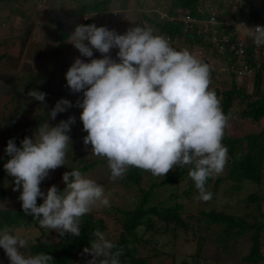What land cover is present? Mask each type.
I'll use <instances>...</instances> for the list:
<instances>
[{
	"label": "trees",
	"instance_id": "16d2710c",
	"mask_svg": "<svg viewBox=\"0 0 264 264\" xmlns=\"http://www.w3.org/2000/svg\"><path fill=\"white\" fill-rule=\"evenodd\" d=\"M17 1L0 0V2L8 3ZM40 1L53 6L56 0ZM165 1H161L150 10H146L143 5L138 7L137 16L129 23L126 22L125 26L129 29L135 26L150 28L154 34L164 36L176 50L186 48L191 53L198 50L193 47L195 41H200L201 51L206 57L201 60L209 64L212 69L210 87L220 98L223 112L229 116V121L235 119L237 122H260V130L236 136L225 132L222 143L228 149V160L217 180L220 186L216 189L217 191L211 192L213 195L209 201L210 206H201L203 201L198 199V190L188 175L192 166L183 168L177 166L164 177H156L150 172L130 167L123 177L115 180L111 178L109 167H105L103 178L108 185L105 186L102 181V186L106 194L110 193L112 197L114 193L111 192V188H115L116 185L131 193L121 205L110 201L109 207H98L82 217L79 237L67 233L60 236L56 231L42 228L31 215H25L22 202L20 206L1 205L0 231L7 228L11 234L27 239L28 247L22 250L25 255L46 253L53 257L51 264H88L93 257L90 253H84L83 250L90 247V240L94 239L92 233L99 229L106 239L113 242L117 248L123 249V254L119 257L121 264H157L158 258L163 256L169 257L173 264L177 258H180L179 264H222L221 255L229 250L231 247L229 245H237L244 241L249 243L247 253L240 257L239 263L235 261H228V263L264 264V252L260 240L262 236L264 237V213L259 205V200L264 199V192L260 193L262 189L264 190V186L262 187L264 185V46L256 48L249 37L242 55L230 53L228 50L229 42H234V34H230L234 28L231 21L242 20L245 23L257 21L264 26V0H255L256 5L251 3L252 0L237 2L228 0L238 6L236 9H232L231 4L224 7L223 0ZM127 2L128 0H74L71 8L54 15L52 19V21L55 20L54 29L46 32L54 35V40H50L55 43L50 49L55 55V62L62 66L65 74L72 65L65 63V41L74 31V27L65 29L64 18H84L82 24L105 26L109 30L116 31L117 26L102 25L100 20L111 16L108 11L113 4L122 11L128 8ZM160 7L165 11L164 15L157 11ZM213 8L216 11L213 12ZM226 18L229 19V23L221 24ZM225 35H230L228 41H225ZM180 36L183 37L182 42L177 41L173 44L175 38ZM3 45L4 43L0 41V82L16 72L18 62V57L10 56L2 50ZM62 47L64 48L61 49ZM99 54L93 49V57L89 60L97 59ZM238 57L239 60H237ZM212 61H214L213 64L210 63ZM220 64L228 68L220 70ZM239 72L242 75H238ZM239 77H242L241 81L237 80ZM37 79L38 75L27 79L22 85V92L16 88L11 91L9 98L11 102L23 93L28 99L17 107L14 115L9 116L6 130L3 134L1 133L3 143L0 151V202L7 198L19 199L22 191L21 186L16 191L12 187V191L8 192L10 190L8 183L14 181L4 168L11 158L5 152L8 140L14 139L16 146L20 147V142L38 126H43L45 123L50 127L56 126L61 120L58 118L61 113L52 119L50 112L61 98L68 99L73 106L76 105L77 100L82 102L83 92L75 93L70 99L72 92L66 86L61 90V96L55 99V103H47V98L51 95L47 91L48 84L43 81L36 83ZM16 83L17 81L15 85ZM33 89L47 93L44 102L28 96V92ZM31 107L42 108L44 113L36 110L30 118V115H26L25 112ZM74 117L76 120L70 126L69 134L78 140L75 143L70 142L65 166L50 171L51 175L60 180L57 188L61 191L66 187L62 180L63 173L77 169L86 176H91L89 172L96 166L107 163L105 158L87 159L85 157L82 137L87 132L83 130L80 117ZM72 149L73 153H70ZM213 178L214 176L206 181L207 190ZM185 179L188 181V186L183 189L182 195L190 199L189 204L192 201H194L193 205L198 203L191 212L190 218L198 224L199 232H203L202 235L200 233L202 242L196 245L194 239L198 231L195 228L190 230L189 221L182 216L186 209L179 201L178 185ZM47 182L51 183L50 186L54 184L50 179H47ZM242 186L245 188L241 189ZM40 188L43 191L42 183ZM216 195L225 199L221 207H216L214 204L218 201ZM42 203L43 198L38 197L37 206ZM109 221L117 225L118 230L116 229L115 236L108 235L106 232L109 230L107 226ZM182 236L184 241L186 240L182 245L189 243V246H183V251L179 249V240L183 238ZM3 250L0 247V264H2ZM102 259V257L95 258V264H100ZM164 262L165 259L162 264H165Z\"/></svg>",
	"mask_w": 264,
	"mask_h": 264
},
{
	"label": "clouds",
	"instance_id": "9594fccd",
	"mask_svg": "<svg viewBox=\"0 0 264 264\" xmlns=\"http://www.w3.org/2000/svg\"><path fill=\"white\" fill-rule=\"evenodd\" d=\"M241 25L238 29L244 28L257 48L264 46L261 22L251 29ZM239 32L234 26L230 34ZM68 39L81 56L91 58L95 49L103 57L87 63L76 58L66 81L72 93L83 92L82 102L77 100L75 105L82 109L80 120L87 132L83 143L91 145L93 155L107 160L111 178L123 177L130 167L164 177L177 166H192L188 175L198 199L210 201L213 194L207 191L206 181L225 168L228 149L222 141L229 127V116L210 87L211 66L186 48L176 50L147 27L117 34L105 26L77 25ZM112 49H118L117 59L110 55ZM46 95L35 89L28 92L40 102ZM71 107V101L61 98L50 117L55 119ZM75 120L70 116L54 127L45 123L33 138L26 136L21 147L9 139L5 152L11 158L4 168L14 178L13 190L22 186L19 200L25 215L60 236L79 237L82 217L98 207H109L110 193L77 169L63 173V191L52 185L45 194L40 188L50 171L65 166L71 142L68 133ZM38 197L43 198L39 206ZM92 237L90 247L83 250L93 257L88 264L101 257L100 264H121L123 249L99 229ZM0 247L10 264H51L53 260L46 253L25 255L22 250L28 240L7 228L0 231Z\"/></svg>",
	"mask_w": 264,
	"mask_h": 264
},
{
	"label": "rangeland",
	"instance_id": "374dc122",
	"mask_svg": "<svg viewBox=\"0 0 264 264\" xmlns=\"http://www.w3.org/2000/svg\"><path fill=\"white\" fill-rule=\"evenodd\" d=\"M163 0H128L127 2V9L122 10L116 6V4H113L110 8L109 15L111 16H106L100 20V23L102 25L108 24L109 26H117L116 33L117 34H124L129 28L125 26L126 22L129 23V21L136 17L137 14V9L140 6H144V8L151 9L154 8L155 5L160 3ZM165 1V0H164ZM236 2L239 0H235ZM166 2V1H165ZM251 3L253 5H256V1L252 0ZM53 6H50V3H46L40 0H18L17 2H0V41L4 43L2 46V50H4L8 55L13 56V57H18V62L16 63V72L13 73L11 76L7 77L4 81L0 82V151L2 148V137L1 135L3 134V131L6 130L7 123L9 116L14 113H16L17 107L22 104L23 101L27 100L26 94H21L14 102L9 101V98L11 96V91L13 88L19 89L22 92V85H24L25 81L27 79H30L31 76L38 75L36 83H39L41 81L47 83V91L48 93H51L50 96H48L47 100L49 104L55 103V99H57L59 96H61V90L67 86V81H66V74L62 70V66L59 63H56L55 61V55L51 51L50 47L53 43H55L54 40V35L50 34V32H46L47 30H52L54 29L55 26V20L52 21L54 15L56 13H63L64 11H67L69 8H71L74 4V0H56L53 2ZM139 4V5H138ZM233 5L232 9H236L238 6L236 4H233L232 2L228 0H223V6L228 7ZM211 5V4H210ZM214 7L216 4H213ZM252 5V6H253ZM255 7V6H253ZM210 9V8H209ZM230 10V9H229ZM157 11H160L162 15L165 14V11L162 10V8H158ZM216 11L213 8V12ZM118 13V14H116ZM120 13V14H119ZM228 13V12H227ZM230 13V12H229ZM84 18H64V25L65 29H68L70 27H76L78 25H88V24H82ZM229 23V19L226 18V20L222 21L221 24ZM260 24V23H259ZM242 29H237L238 31H241L240 36H245V31ZM52 39V40H50ZM183 37H176L175 40L172 42L173 44H176L182 42ZM212 39L214 37L212 36ZM66 49L64 51L65 54V63H70L73 64L74 60L76 58H80L84 62H90L88 57H83L79 53V50L76 49L72 43H70L69 39L65 41ZM200 41H195L193 44L194 48H198V50L193 51L192 54L195 55L197 58L202 59L206 58L203 56V53L200 48ZM62 47L61 49H63ZM200 48V49H199ZM118 52V49H112L110 55L112 56L113 59H117L116 53ZM103 58L102 54L100 53L97 56V59ZM7 60V59H6ZM211 61V59H210ZM214 63V61L210 62ZM228 68V66H222L220 64L219 69H225ZM16 75V76H15ZM238 75H242V73H238ZM17 78V79H16ZM15 79V80H14ZM238 81L242 80V77H239L237 79ZM17 81L16 85L15 82ZM33 82V84H35ZM20 92V93H21ZM75 93L70 94V99L73 98ZM39 107H34V108H29L25 114L30 115V118L32 117V113H34L36 110H40V113H44L42 108ZM82 113V109L76 106H73L69 109H67L65 112L61 113L58 118V122L62 120H67L70 116H79ZM59 124V123H58ZM33 125V124H32ZM31 125V126H32ZM35 129L33 132H31L27 137L33 138L34 134L38 130ZM260 130V122H253V121H235L233 119L232 121H229V127L226 129L227 133H231L232 135H240V134H245L249 133L252 131H259ZM2 133V134H1ZM70 140L75 143L77 142V138L73 136L72 134H69ZM85 134L82 137L83 138L86 136ZM21 147V145H20ZM83 151L85 152V157L87 159H96L100 158L92 154L91 151V145H85L83 146ZM70 153H73V149L71 150ZM69 155V154H68ZM68 157V156H67ZM105 167H108V164H102L98 165L89 172V175L87 176L88 178H91L95 180L99 185H102V181L104 185H108L105 178H103L105 174ZM264 171V170H263ZM218 176H214L213 180L211 181V185L208 187L209 192H214L217 191L218 187L220 186V183L217 182L219 179ZM222 178V177H221ZM47 179L53 180L52 185L57 186L60 184V180L56 179V176L51 175V172L49 173V176L45 178L44 181H42L43 185V192H47L49 186L51 183L47 182ZM100 181V182H99ZM56 182V183H55ZM110 185L114 183H109ZM117 184V183H116ZM15 186L14 181L8 183V192L12 191V187ZM188 186V181L187 179L182 180L179 185H178V193L180 194L179 201H181L185 207L186 210L183 211L182 216L189 221L190 223V230L195 228L197 232V237L194 239V244H200L202 241V234L203 232H199V227L198 224L195 223V220L190 218L191 212H193L194 208L197 207L198 203L194 204V201L189 204V198L186 196L182 195L183 189ZM264 185H262L263 187ZM249 187V186H248ZM245 187L242 186L241 189H244ZM112 197H109L111 202H114L117 205H121L124 203V201L127 199L129 193H131L128 190H125L121 186H115V188H111ZM264 192L262 189L260 193ZM116 193V194H115ZM12 194V192H11ZM220 195H216V199L218 201L214 202L216 207H221V204L223 202V199L219 198ZM221 199V200H220ZM225 200V199H224ZM21 205V201L19 199L11 200L7 198L6 200L0 202V206H8V205ZM201 206H210L211 204L208 202H202ZM259 205L261 208V211L264 213V199L259 200ZM200 207V206H199ZM107 222V226L109 228L108 235L115 236L117 234L118 228L116 227L117 225L114 223ZM203 225H206L205 223L202 222ZM112 225V226H111ZM211 228L213 225H210ZM117 229V230H116ZM217 232V231H216ZM252 232V231H249ZM149 232H147L148 234ZM201 233V235H200ZM146 235V234H145ZM199 235V236H198ZM183 238L179 240V249L182 250L183 246H189V243H185L182 245L184 241V236ZM261 243H262V250L264 252V237L262 236L260 238ZM229 250L222 254L221 259H223L222 264H229L228 261L231 262H236L239 263L241 261V256L245 253H247L249 249V243L247 241L241 242L237 245H229ZM183 251V250H182ZM2 254V264H9V258L5 254V251L3 250L1 252ZM165 259V264H173L171 259L169 257H161L158 258L157 264H162V262ZM179 259H176L175 264H179ZM214 262V261H212ZM210 262V263H212Z\"/></svg>",
	"mask_w": 264,
	"mask_h": 264
},
{
	"label": "built area",
	"instance_id": "2783aa9c",
	"mask_svg": "<svg viewBox=\"0 0 264 264\" xmlns=\"http://www.w3.org/2000/svg\"><path fill=\"white\" fill-rule=\"evenodd\" d=\"M231 23H233V25L235 26V30H237L239 27H243L241 24L245 25L249 29L254 28L257 25L261 26L260 24L254 23L253 21H250L249 23H245L242 20H237V21H232ZM240 33L241 32L235 33L234 42H231V43L229 42L230 46L228 48L229 52H231V53L233 52L234 54H238V55H242L244 53V48H245V45H246V41L249 38L248 32L247 33L245 32V36L238 35ZM228 37H230V35H225L224 36L225 41L229 40ZM256 48H257V46H256ZM237 60H239V57H238Z\"/></svg>",
	"mask_w": 264,
	"mask_h": 264
}]
</instances>
